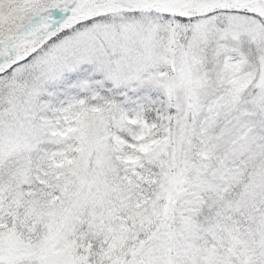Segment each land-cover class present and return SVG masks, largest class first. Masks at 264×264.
Here are the masks:
<instances>
[{
	"label": "snow or ice",
	"instance_id": "1",
	"mask_svg": "<svg viewBox=\"0 0 264 264\" xmlns=\"http://www.w3.org/2000/svg\"><path fill=\"white\" fill-rule=\"evenodd\" d=\"M0 264H264V0H0Z\"/></svg>",
	"mask_w": 264,
	"mask_h": 264
}]
</instances>
